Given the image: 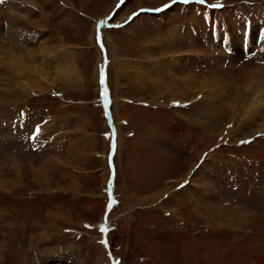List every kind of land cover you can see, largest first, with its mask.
Wrapping results in <instances>:
<instances>
[{
	"label": "rangeland",
	"instance_id": "rangeland-1",
	"mask_svg": "<svg viewBox=\"0 0 264 264\" xmlns=\"http://www.w3.org/2000/svg\"><path fill=\"white\" fill-rule=\"evenodd\" d=\"M263 29L264 0H0V264H264Z\"/></svg>",
	"mask_w": 264,
	"mask_h": 264
},
{
	"label": "built area",
	"instance_id": "built-area-1",
	"mask_svg": "<svg viewBox=\"0 0 264 264\" xmlns=\"http://www.w3.org/2000/svg\"><path fill=\"white\" fill-rule=\"evenodd\" d=\"M52 252H55V253L50 254V256H47L48 257V260L49 259H52V261H54V262L60 261L62 258H64V255H67L66 258H69L68 254L64 251V249H63V251L61 253H59L58 251H52ZM36 254H37V251L36 250H31L30 255H32V256L35 255L36 256ZM59 254H61V255H59ZM35 260H38V258L35 257ZM66 260H67L66 262H70V260H68V259H66Z\"/></svg>",
	"mask_w": 264,
	"mask_h": 264
},
{
	"label": "water",
	"instance_id": "water-1",
	"mask_svg": "<svg viewBox=\"0 0 264 264\" xmlns=\"http://www.w3.org/2000/svg\"><path fill=\"white\" fill-rule=\"evenodd\" d=\"M105 96V95H104ZM106 105H107V102H106ZM111 131H110V136H113L114 135V130H113V128H111L110 129ZM112 139H113V137H112ZM113 149H114V141H113V145L111 146V148H110V151H109V160H108V164H109V167H110V171H111V175H110V178H112V174H113V166H112V163H111V159H110V157H111V155H112V152H113ZM107 192H108V199H109V204H108V207L110 206V201H111V194H110V188L108 187L107 188Z\"/></svg>",
	"mask_w": 264,
	"mask_h": 264
},
{
	"label": "bare ground",
	"instance_id": "bare-ground-1",
	"mask_svg": "<svg viewBox=\"0 0 264 264\" xmlns=\"http://www.w3.org/2000/svg\"><path fill=\"white\" fill-rule=\"evenodd\" d=\"M66 3H67V2H66ZM68 4H69V2H68ZM105 15H106V14H105ZM106 16H107V15H106ZM104 22H105V20H102V21H101V25H102V26L105 25ZM12 24H13V23H12ZM15 24H16V23L14 22V25H15ZM100 27H101V26H100ZM12 31H13V30H12ZM202 83H204V82H202ZM206 83H208V85L210 84V82H207V81H206ZM239 84H240V83H239ZM203 85H205V83H204ZM236 85H238V84H236ZM202 98H203V97H202ZM200 102H201V101H200ZM202 102H204V100H203ZM232 103H233V102H232ZM256 103H258V104H256L257 106H259V104H262V103H260V102H256ZM247 106H248V105H247ZM257 106H255V107H257ZM252 107H254V106H252ZM228 108H231L230 113L233 114V111H232V110H234V109H233V107H231V106H225V107H224V111H226V109H228ZM253 109H254V108H253ZM235 110H236V109H235ZM242 110H243V108H242ZM224 111H223V112H224ZM236 112H237V111H236ZM252 112H253V111H252ZM112 116H113V115H112ZM105 178H106V177H105ZM113 179H114V177H113ZM111 208H112V207H111ZM111 208H110V209H111ZM110 209H109V211H110ZM109 211H108V212H109Z\"/></svg>",
	"mask_w": 264,
	"mask_h": 264
},
{
	"label": "crops",
	"instance_id": "crops-1",
	"mask_svg": "<svg viewBox=\"0 0 264 264\" xmlns=\"http://www.w3.org/2000/svg\"><path fill=\"white\" fill-rule=\"evenodd\" d=\"M42 123H43V122H42ZM42 123H41V124H42ZM43 135H44V133L41 131V132H40V136H41V140H42V143H43L41 146H42V147H44V146H45V147H48V146L50 147V145H48L46 142H50V140H52V138L50 137V140L47 141V140L44 139ZM41 146H40V147H41ZM36 226H37V225H36ZM37 231H38V233L41 232L38 226H37ZM30 236H31V237L34 236V233H33V234H30ZM32 249H34V248H32ZM35 250H36V249H35ZM36 251L38 252V250H36ZM30 252H31V249H30V251H29V254H30ZM28 259H29V258H28Z\"/></svg>",
	"mask_w": 264,
	"mask_h": 264
},
{
	"label": "snow or ice",
	"instance_id": "snow-or-ice-1",
	"mask_svg": "<svg viewBox=\"0 0 264 264\" xmlns=\"http://www.w3.org/2000/svg\"><path fill=\"white\" fill-rule=\"evenodd\" d=\"M188 2V0H185V3H187ZM203 2V0H201V3ZM242 143H243V141H242ZM102 231H104L105 229L102 227V229H101ZM101 243H106V241H101Z\"/></svg>",
	"mask_w": 264,
	"mask_h": 264
}]
</instances>
